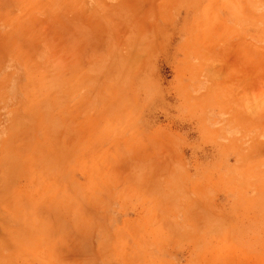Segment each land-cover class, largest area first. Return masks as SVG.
Here are the masks:
<instances>
[{"label": "rangeland", "instance_id": "obj_1", "mask_svg": "<svg viewBox=\"0 0 264 264\" xmlns=\"http://www.w3.org/2000/svg\"><path fill=\"white\" fill-rule=\"evenodd\" d=\"M0 264H264V0H0Z\"/></svg>", "mask_w": 264, "mask_h": 264}]
</instances>
